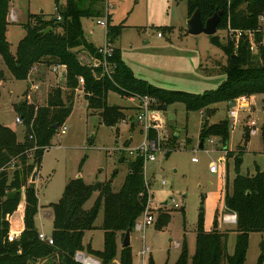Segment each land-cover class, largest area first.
<instances>
[{
	"label": "rangeland",
	"instance_id": "rangeland-1",
	"mask_svg": "<svg viewBox=\"0 0 264 264\" xmlns=\"http://www.w3.org/2000/svg\"><path fill=\"white\" fill-rule=\"evenodd\" d=\"M63 3L64 0H59V4ZM55 7V0H10L7 39L11 49L25 33L22 24L27 21L28 14L42 12L49 16L56 12ZM97 7L104 12L102 16L82 18L85 33L88 37L92 33L95 46H103L106 28L98 21L105 20L107 13L112 25L121 24V32L112 44L120 50L122 61L136 78L154 87L193 94L215 90L225 79L222 67L227 63V54L222 46L232 40L233 35L228 29H218L215 36L220 41L219 46L211 41L210 35L188 34L187 0H105ZM13 11L17 15L13 21L16 24L8 20ZM257 51L253 45L252 52L257 55ZM78 58L87 65L96 62L85 50L79 51ZM0 68L5 74V79L0 81V124L14 130L21 142L25 125L16 121L19 116L16 104L26 101L35 107L45 105L48 93L56 87L62 88L65 97L70 92L65 85V72L62 73V69L54 71L52 66L41 63L35 65L26 80L15 79L1 57ZM30 79L35 83L31 84ZM255 96L247 98L253 106L246 110L239 108L235 120L229 116V109L235 104H217L208 120L210 123L228 121L227 143L224 145L219 137L211 136L204 140L202 148L199 135L203 112L187 111L181 102L167 107L159 132L165 149L155 151L154 160L144 161L153 221L142 229L134 225L130 231L132 264H141L138 252L143 246L151 250L145 264L150 259L154 264H175L183 245L191 257L196 248L197 230L210 231L215 222L218 230L227 233V253H234L237 233L233 222L224 219L232 214L225 208V195L232 192L237 174L264 172V93ZM107 102L124 107L125 117L132 115L134 120H120L113 126L102 123L99 111L87 106L79 83L74 91L72 110L64 122L65 132L57 130L50 140L51 145L43 152L35 182L39 204L35 221L45 234L53 228L47 206L59 200L70 180L81 176L86 183H95L111 179L117 170L112 179V186L117 190L127 174L129 160L137 154L134 149L143 139L140 125L135 121L138 101L109 91ZM250 121L256 124L254 134L246 133ZM173 135L176 137L172 138ZM36 147L31 148L32 151ZM127 147L132 148L133 153L125 150ZM29 160H32V153ZM212 166L214 171H210ZM96 197L95 192L84 208H90ZM18 216L20 210L13 218ZM102 216L100 210L95 224H101ZM142 221L143 215L136 220ZM87 234L92 247L102 250L103 231L95 229ZM118 248H122L121 238L117 240ZM82 251L86 256L96 257L86 249ZM118 255L117 252L110 264H120ZM244 264H264V231L249 233Z\"/></svg>",
	"mask_w": 264,
	"mask_h": 264
},
{
	"label": "trees",
	"instance_id": "trees-1",
	"mask_svg": "<svg viewBox=\"0 0 264 264\" xmlns=\"http://www.w3.org/2000/svg\"><path fill=\"white\" fill-rule=\"evenodd\" d=\"M104 1L64 0L59 4V0H55L54 14H28L27 21L22 24L25 33L13 53L6 36L10 0H0V57L13 77L26 80L36 64L61 65L65 68V85L70 90L64 97L62 88H54L42 106L35 107L26 101L16 104L25 125L21 142L14 130L0 124V264H81L75 254L84 249L98 257L100 264H110L117 257L118 238L122 240L128 228L131 231L146 206L148 187L144 157L137 153L129 160L127 174L117 190L112 186L117 170L111 179L95 183H86L81 177L70 180L59 200L50 203L46 209L47 216L52 219L50 236L53 243L48 244L38 237L35 223L39 211L38 196L35 183L29 182V178L35 165L39 171L44 150L51 145L52 136L72 110L79 77L84 81L82 88L87 106L93 111L98 110L102 123L107 126L116 125L125 117L124 107L108 105L109 91L127 98L149 96L157 101L150 110L151 125L160 127L165 121L167 107L181 102L187 111L203 112L200 140L204 142L206 138L217 136L224 145L228 140V121L210 123L208 120L215 113L216 105L232 103L239 96L264 93V20L259 19L264 15V0H187L188 16L198 8L204 21L222 11L218 29L242 31L238 40L232 36L233 39L222 46L227 54V63L222 67L225 79L217 89L203 94L166 90L136 78L122 61L120 50L112 45L122 25H112L107 13L105 38L112 48L111 55L106 58L111 67L109 73L101 65L95 67L80 62V50L97 59L102 58L98 47L86 38L82 18L102 16L104 12L97 5ZM245 31L252 32V39ZM211 41L221 45L215 35L211 36ZM253 45L257 47V55L252 52ZM4 79V71L0 68V81ZM129 116L133 120L134 117ZM55 124H58L56 129L53 128ZM156 135L157 131L151 128L149 137L155 138ZM262 140L264 148V127ZM34 146L37 147L32 151ZM31 153L32 160H29ZM95 192L97 197L93 205L84 208ZM224 205L228 212L236 215L234 253H227L226 232L218 228L210 231L199 228L194 254L189 257L183 245L175 264H244L249 233L264 231V172L237 174L232 192L225 195ZM19 210L20 216L16 218L21 221V229L14 225L16 218H13ZM100 210L103 212L102 222L97 226L95 220ZM95 229L103 231L102 250L83 244L85 232ZM118 259L120 264H132L130 245L120 249ZM147 264L154 263L150 259Z\"/></svg>",
	"mask_w": 264,
	"mask_h": 264
},
{
	"label": "built area",
	"instance_id": "built-area-1",
	"mask_svg": "<svg viewBox=\"0 0 264 264\" xmlns=\"http://www.w3.org/2000/svg\"><path fill=\"white\" fill-rule=\"evenodd\" d=\"M259 19H260V21H263L264 15L260 16ZM98 23L106 28L107 20L106 19L105 20H99ZM228 30H229V32H231V34L233 35L235 40H238V38L242 34L241 30L231 29V28H228ZM244 33L248 34L249 39H250V36H252V32H250V31H245ZM98 52L101 54L102 58L101 59L96 58L95 59L96 62H93L94 64H92V65L95 67L101 65L103 70L106 73H109L111 67L108 64L106 58H107V56L111 55L112 48L106 43L105 45L98 47ZM52 67H53L54 71H59L61 68H63L64 72H65L64 66L57 65V66H52ZM78 82L83 85V82H84L83 78L79 77ZM247 98H248V96L243 95V96H239V97L235 98L232 101V104H235V105L229 109V116L231 118H233L234 120L237 118L238 110H239V108H244V106H246ZM130 99L131 100L136 99L138 101V104L136 105L137 111H136V115H135V121L140 125V130L142 131V134H143L142 141L134 149L135 153L142 154L144 157V161L145 160H154L155 159V155H154L155 151H162L163 149H165L162 147L161 136L159 134L160 128L164 123L159 127V126L151 125L150 121H149L150 110H151L152 105L155 102V99H153L149 96L130 97ZM126 119L129 121L130 116L124 117L122 119V121L126 122ZM133 120H134V118H133ZM16 121L19 123L20 122L22 123L21 117L17 116ZM247 126H248L249 132L251 134H254L256 132V124L254 121H250L249 123H247ZM151 128H154L157 131V135L155 136V138L149 137V130ZM57 130H59L60 133H64L66 130V126L64 125V123ZM127 148H125V150H127L129 153H133L132 148H129V147H127ZM214 170H215V168H214V166H212L210 168V171H214ZM172 202L174 203L175 207L178 206L174 200H172ZM150 207H151V199L149 196L147 203H146V206H145V208L141 214V215H143V221L142 222H135V226L138 229H142L145 226L152 223L153 216H152V213H150ZM235 218H236V215L234 213H232L230 216H225L224 219L229 221V222H235ZM38 237L41 240L47 242L48 244L53 243L51 236L45 234L44 232L40 231L38 233ZM150 252H151V250L147 246H143L142 249L138 252V256L141 260V264H145L146 255ZM75 259L82 264H100L99 259H97L95 257H91V256H86L85 253L82 251L76 252Z\"/></svg>",
	"mask_w": 264,
	"mask_h": 264
},
{
	"label": "water",
	"instance_id": "water-1",
	"mask_svg": "<svg viewBox=\"0 0 264 264\" xmlns=\"http://www.w3.org/2000/svg\"><path fill=\"white\" fill-rule=\"evenodd\" d=\"M222 15V11H218L212 14L210 17L206 18L204 21L201 19L200 11L196 8L190 16L187 18L186 25H187V33L190 35H199V34H206V35H215L218 30V23L220 21ZM58 124H55L53 128H57ZM199 147H203V140L200 141ZM38 174V166L35 165L33 168L32 174L30 176L29 182L35 183ZM81 177V176H78ZM168 201H165L167 203ZM217 228V222L214 223V227ZM130 245V229L128 228L125 231L124 237L121 241V246L125 247Z\"/></svg>",
	"mask_w": 264,
	"mask_h": 264
},
{
	"label": "crops",
	"instance_id": "crops-1",
	"mask_svg": "<svg viewBox=\"0 0 264 264\" xmlns=\"http://www.w3.org/2000/svg\"><path fill=\"white\" fill-rule=\"evenodd\" d=\"M11 2H12V1H11ZM188 17H189V16H188ZM8 18H9V17H8ZM16 19H17V15H16V13H15L14 11L11 12V14H10V18H9L8 20H10L11 23L16 24V23L13 22V21H16ZM82 26H83V23H82ZM83 30H84V26H83ZM7 32H8V26H7L6 36H7ZM84 34H85L87 40L93 43V41L91 40V35H92V33H89V37H88L87 34L85 33V30H84ZM23 35H24V34H23ZM23 35H22V36H23ZM158 36L161 37L160 35H158ZM21 38H22V37H21ZM21 38H20V39H21ZM20 39H18L17 42H18ZM105 40H106V39H105ZM93 44H94V43H93ZM16 45H17V44H16ZM16 45H15V47H14L13 50L11 49V45H10V50H11L13 53H14V51H15V49H16ZM94 45H95V44H94ZM112 45H113V44H112ZM96 47H100V46H97V45H96ZM37 65H39V64H36V66H37ZM34 67H35V66H34ZM34 67H33V68H34ZM33 68L31 69V71L33 70ZM61 69H62V70H61L62 73H64V69H63V68H61ZM2 70H3V69H2ZM31 71H30V72H31ZM33 82L35 83V80H34V79H30V83L32 84ZM34 85H35V84H34ZM35 86H36V85H35ZM249 97H256V96H255V94H254V95H251V96H249ZM254 99H256V98H254ZM130 100H131V99H130ZM248 100H249V99H247L246 106H244V108H242V109H245V110H246V109H249L250 107L253 106L252 104H249V103H248ZM229 104L232 105V103H229ZM17 219H18V220H17ZM35 223H36V221H35ZM14 225H15L17 228H20V229H21V221L19 220V218H16V219H15ZM96 225H97V224H96ZM99 225H100V224H99ZM36 226H37L39 232H40V231L43 232L42 229L39 228L37 224H36ZM97 226H98V225H97ZM233 227H235V222H233ZM217 228H218V227H217ZM91 231H92V230H91ZM220 231H221V230H220ZM88 232H90V231L85 232V235H84V237H83V244H84V245H87L88 243L91 245V243L87 241V237H88V236H87V235H88L87 233H88ZM46 234H47V233H46ZM50 234H51V232L48 233L47 235H50ZM121 241H122V240H121ZM130 244H131V239H130ZM91 247H92V245H91ZM92 248H93V247H92ZM93 249H94V248H93ZM82 252H83V251H82ZM117 252H118V254H119V252H120V248L117 249ZM95 258H96V257H95Z\"/></svg>",
	"mask_w": 264,
	"mask_h": 264
}]
</instances>
